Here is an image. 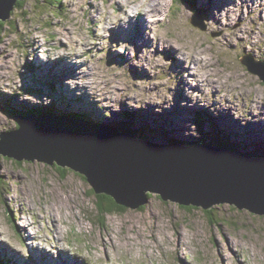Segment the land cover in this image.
I'll list each match as a JSON object with an SVG mask.
<instances>
[{"label":"rangeland","instance_id":"obj_1","mask_svg":"<svg viewBox=\"0 0 264 264\" xmlns=\"http://www.w3.org/2000/svg\"><path fill=\"white\" fill-rule=\"evenodd\" d=\"M192 1L23 0L0 33V131L14 110L108 127L132 112L138 138L264 158V82L240 61L264 60V0L219 20ZM58 167L0 156V264H264V217L154 194L100 217L84 176Z\"/></svg>","mask_w":264,"mask_h":264},{"label":"water","instance_id":"obj_2","mask_svg":"<svg viewBox=\"0 0 264 264\" xmlns=\"http://www.w3.org/2000/svg\"><path fill=\"white\" fill-rule=\"evenodd\" d=\"M18 1L22 0H0V22L9 19ZM201 19L196 11L190 23L200 27ZM240 61L264 82V60L247 54ZM12 117L17 126L0 132V156L77 172L95 195L111 197L130 214L154 194L179 207L205 212L213 205L229 204L264 217L262 157L219 145L158 143L70 115L39 112Z\"/></svg>","mask_w":264,"mask_h":264},{"label":"trees","instance_id":"obj_3","mask_svg":"<svg viewBox=\"0 0 264 264\" xmlns=\"http://www.w3.org/2000/svg\"><path fill=\"white\" fill-rule=\"evenodd\" d=\"M191 2H192L191 6H192V9L194 11V10H196V7H195L194 2L192 0H191ZM22 4H23V1H18L15 6L16 7H18V6L22 7ZM3 25H4V22H0V33H1V29H2ZM48 110H50V109H48ZM37 111L42 112L43 110L37 109ZM37 111L30 110V112H34V113H38ZM14 112H15V110L13 112L10 111V114L15 115ZM30 112H26V113H30ZM43 112H47V111H43ZM51 113H53V111H51ZM126 114H127V116H126L125 121H127V122H123V123L117 125V127L122 132L132 133V134L136 135L137 129L133 127V123H132L133 114H132V112H128ZM84 115H86V114H84ZM89 116H90V118L92 117L91 115H88V117ZM83 119H85V118L83 117ZM85 120H87V119H85ZM172 140H175V139L172 138ZM193 144H201V143H192V144L188 143V145H193ZM219 146H222L224 148H228L234 152H237V151H235V149L230 148V146L224 145L223 143L220 144ZM58 168L62 169L60 167H58ZM3 185H5V187ZM5 189H6V183L3 182L2 179L0 178V196H1V193L3 192V190H5ZM90 192L96 197L95 207L97 210V214H99L100 217L101 216L104 217V216L111 214V213H120L121 211H124L126 209L125 207L116 204L115 201L109 196H106L104 194L95 195L93 193L92 189H90ZM151 195L152 194H149V198L151 197ZM181 207L184 209H187V210H191V207H185V206H181ZM140 208H142V207H140ZM209 211H211V210H205L206 213H209ZM210 219L212 221V218H210Z\"/></svg>","mask_w":264,"mask_h":264},{"label":"bare ground","instance_id":"obj_4","mask_svg":"<svg viewBox=\"0 0 264 264\" xmlns=\"http://www.w3.org/2000/svg\"><path fill=\"white\" fill-rule=\"evenodd\" d=\"M203 1L204 0H200V3L203 4ZM260 4H261V2H260ZM234 6L235 7H242V6L237 4L236 0H213L212 9H209V16H211L212 18H215L216 20H219L218 15L223 14V13H229V10ZM133 20H139L140 22H142L144 24V27L146 26L145 23L143 22L141 16H134ZM133 22L137 23V21H133ZM133 22L132 21L129 22L130 26L132 25ZM119 24H120L119 29H116L117 32H121V26H123V28H126V26H127V24H123V21H120ZM196 58H197V54H196ZM30 113H34V112H30ZM42 113H49V112H42ZM83 120H85V119H83ZM187 146H192V145H187Z\"/></svg>","mask_w":264,"mask_h":264},{"label":"clouds","instance_id":"obj_5","mask_svg":"<svg viewBox=\"0 0 264 264\" xmlns=\"http://www.w3.org/2000/svg\"><path fill=\"white\" fill-rule=\"evenodd\" d=\"M23 1V0H22ZM15 115H19V114H15ZM14 116V115H13ZM1 132V131H0Z\"/></svg>","mask_w":264,"mask_h":264}]
</instances>
